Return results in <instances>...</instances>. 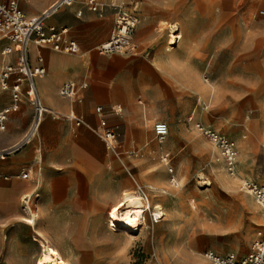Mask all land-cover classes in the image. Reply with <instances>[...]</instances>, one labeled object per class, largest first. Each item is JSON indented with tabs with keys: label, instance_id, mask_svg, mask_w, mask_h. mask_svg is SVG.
Listing matches in <instances>:
<instances>
[{
	"label": "rangeland",
	"instance_id": "374dc122",
	"mask_svg": "<svg viewBox=\"0 0 264 264\" xmlns=\"http://www.w3.org/2000/svg\"><path fill=\"white\" fill-rule=\"evenodd\" d=\"M137 2L104 0L105 7L93 13L91 26L110 24V35L116 6L134 10ZM173 2L153 29L158 34L153 47L136 46L135 34L143 33L138 31L139 18L131 50L121 53L128 59L118 65L132 66L128 87L133 97L121 103V112L116 108L121 130L115 123L117 141L110 150H119L121 131V162L113 164L118 172L112 178L120 184L119 199L127 192L141 193L165 214L154 222L148 211L149 225L130 240L112 235L107 213L100 215L95 226L103 230L108 253L97 261L74 264H215L206 252L243 257L251 252L256 233L264 230V209L244 187L245 181L264 186V0ZM169 24L174 33L183 34L170 51ZM68 26L79 33L85 30L76 13ZM143 61L153 69L140 77ZM0 92L10 91L0 86ZM127 110L128 136L122 123ZM158 122L169 128L162 141L154 133ZM206 128L235 144L234 171L237 168L239 179L230 176L233 170L219 145L204 133ZM125 139L132 145L124 146ZM111 187L105 188L106 196L113 195ZM29 206L35 210L34 203ZM28 207L20 220L23 248L13 262L0 264H36L42 253V247L33 252L34 236L39 243L42 240L35 233L37 223L33 227L26 220Z\"/></svg>",
	"mask_w": 264,
	"mask_h": 264
},
{
	"label": "crops",
	"instance_id": "0c3cea01",
	"mask_svg": "<svg viewBox=\"0 0 264 264\" xmlns=\"http://www.w3.org/2000/svg\"><path fill=\"white\" fill-rule=\"evenodd\" d=\"M19 1L24 12L35 16L48 10L56 0ZM173 6V0H138L134 10V7L126 6L141 20L142 29L138 31L143 30V33L135 34L137 48L144 50L156 44L158 34L153 29L161 22L160 17L166 9ZM79 10L81 15L77 14ZM75 13L79 24L85 28L81 33L68 26ZM93 13L85 4L78 3L59 9L46 22L47 26L67 28L66 36L77 43V52L55 50L49 45H31L32 65H43L47 70L37 79V86L48 113L38 135L22 148L19 145L33 117V107L26 97H22L19 109L8 115L5 129H0V152H9L0 157V263L13 262L12 257L23 248L25 237L20 220L26 212L23 208L26 196L34 201L38 215L35 231L47 238L70 264L97 261L100 260L98 257L108 253L109 245L104 240L103 230L95 224L99 216L108 213L111 205L119 200L120 184L112 178L118 172L113 164L121 162V131L119 150L113 153L95 128H99L101 120L105 119L109 127L121 130V103L125 104L133 97L128 87L133 70L129 64L122 68L118 65L119 61L127 60V56L98 52L99 44L111 35V25L93 28ZM7 46L10 51L3 54ZM17 62L18 52L14 46L7 39H0V70L6 64L16 65ZM138 67L140 77L153 69L146 61ZM68 80L78 85L75 98L60 94L61 86ZM10 103L11 93H1L0 111ZM139 103L143 102L140 100ZM99 106L104 108L103 114L97 112ZM117 107L120 112L116 111ZM125 113L122 123L128 136L131 121L127 120L130 117L128 110ZM71 115L82 118L84 124H76ZM123 145L131 146L132 143L125 139ZM22 172H29V178H22ZM108 184H112L114 193L106 196ZM28 210L29 207L27 213ZM259 231L264 233L263 229ZM33 240V252L40 247L43 250V243L35 236Z\"/></svg>",
	"mask_w": 264,
	"mask_h": 264
},
{
	"label": "built area",
	"instance_id": "2783aa9c",
	"mask_svg": "<svg viewBox=\"0 0 264 264\" xmlns=\"http://www.w3.org/2000/svg\"><path fill=\"white\" fill-rule=\"evenodd\" d=\"M79 2L80 0H56L41 15L29 16L21 8L19 0H0V39L9 40L18 52L17 64H6L0 70V86L3 90H9L11 93V103L0 111V129H5L8 115L19 109L23 96L26 97L33 107L31 124L19 148L29 144L38 135L45 115L48 113V108L43 103L37 86V79L44 76L47 70L43 65H32L30 60L31 45H49L59 51L68 53L77 52V43L66 36L68 33L67 28H59L54 25L47 26L46 22L59 9L71 7ZM84 4L88 10L95 13H100L105 7L104 2L101 0H85ZM116 10L115 27H113L109 39L99 44L97 48L98 52L103 55L124 53L132 48L133 36L139 22V17L132 9L126 8L124 4L116 6ZM77 14L81 15L82 11L79 10ZM175 36H177V41L180 40L178 33ZM9 51L10 47L7 46L4 48L3 54ZM77 93L78 85L73 80L66 81L60 88V94L65 98H75ZM97 112L103 114L104 108L99 106ZM70 118L78 125L84 124V120L78 118L76 115H71ZM95 131L98 132L105 142L106 147L112 151L115 148L118 135L115 129L109 127L107 121L102 119L100 127L95 128ZM168 132L167 123L158 122L155 124L154 133L156 139L162 141ZM204 133L219 145L223 156L227 160L228 167L231 171H234L237 161L235 144L211 129H204ZM8 153V151L0 152V157L3 158ZM21 177L29 178L28 172H22ZM244 187L254 196L257 204L264 209V186L252 181H245ZM23 202V208L26 210L29 204L34 201L26 196ZM205 257L214 261L215 264H264V233L262 231L257 233L251 252L243 257L233 254L220 255L213 252H206Z\"/></svg>",
	"mask_w": 264,
	"mask_h": 264
},
{
	"label": "bare ground",
	"instance_id": "6f19581e",
	"mask_svg": "<svg viewBox=\"0 0 264 264\" xmlns=\"http://www.w3.org/2000/svg\"><path fill=\"white\" fill-rule=\"evenodd\" d=\"M168 28H170V31L167 49L170 51L177 47L183 37V34L180 30H177L181 38L180 41L178 40L177 42V36H175L176 31L174 33L173 25L169 24ZM235 169L236 170L234 172H230V176L239 179L237 168ZM164 176V174H160V179L165 182L166 179ZM150 187L155 190L161 189V186L157 188L152 184H150ZM168 191L169 190L165 192L167 193ZM248 192L250 193V191ZM248 200L252 201L250 198H248ZM148 211H150L154 222H160L161 218L165 214L162 207L151 201L149 197H143L141 193H125L114 205H112L111 209L107 213V220L109 222L108 227L112 235L114 234L118 237L120 235L124 236L126 237V240L135 238V235L140 233L144 226L149 225ZM28 214L30 217L26 220L30 225L35 227L38 217L37 212L29 206ZM35 232L37 234V231ZM37 237L42 240L44 246L41 255L36 260V264H70L47 238H43V236H40L39 234H37Z\"/></svg>",
	"mask_w": 264,
	"mask_h": 264
}]
</instances>
